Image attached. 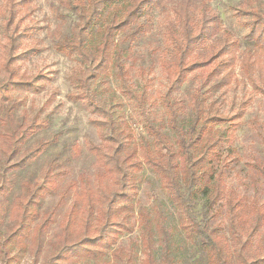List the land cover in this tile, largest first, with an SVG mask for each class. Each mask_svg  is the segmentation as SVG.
Returning a JSON list of instances; mask_svg holds the SVG:
<instances>
[{"label":"trees","instance_id":"1","mask_svg":"<svg viewBox=\"0 0 264 264\" xmlns=\"http://www.w3.org/2000/svg\"><path fill=\"white\" fill-rule=\"evenodd\" d=\"M73 13L77 21L70 35L57 41L55 49L81 60L82 68L70 75L73 87L69 99L78 103L91 116L97 128L98 144L89 145L95 158L93 180L79 174L60 192L66 168L79 148L71 146V154L60 162L46 165L41 180L24 181L21 193L8 198L12 183L7 175L26 169L49 146L57 141V131L46 141L24 149L27 141L44 127V122L32 120L16 124L15 93L37 94L49 78L41 73L28 75L20 71L19 62L30 58L34 47L22 42L28 28L21 26L18 0H4L3 38L0 45V264L18 262L20 253H29L37 260L43 237L55 221L56 207L43 212L46 197L58 196L59 201L71 194L72 201L59 223V235L52 243L46 264H98L109 255L113 262L134 264V250L140 242L144 256L142 264H180L181 258L157 215L156 231L151 217L138 209L141 233L129 240V248L114 249L120 235L135 229L131 218L139 184V173L149 168L160 179L167 200L174 209L178 229L197 258L192 264H264V234H257L262 221L257 212L247 229L242 226L243 200L224 186L221 159L222 147L235 128L236 115L228 116L208 109L205 94L195 90L190 95V116L187 122L178 117L179 107L171 94L183 85L188 74L207 69V79L220 78L226 83L233 74L238 42L227 39L213 41L222 30L218 16L209 8L210 0H55ZM170 4L163 35L170 48L161 66L168 76L163 105L167 109V127L172 136L162 131L145 110V91L133 88L123 62V51L116 42L118 34L135 29L130 37L142 30L139 20L149 8L161 9ZM249 16L245 42L248 57L240 61L247 74L254 64L264 61V13L246 11ZM114 72L121 97L137 109L145 135L135 137L124 120L120 106L99 102L94 85ZM223 166L221 167L220 165ZM65 167V168H64ZM264 178V166L255 164ZM224 205L227 235L210 222L217 218ZM258 211V210H257ZM6 216L12 222L6 232L2 225ZM156 218V217H155ZM154 221V220H153ZM264 221V218H263Z\"/></svg>","mask_w":264,"mask_h":264},{"label":"rangeland","instance_id":"2","mask_svg":"<svg viewBox=\"0 0 264 264\" xmlns=\"http://www.w3.org/2000/svg\"><path fill=\"white\" fill-rule=\"evenodd\" d=\"M18 2L21 10L18 21L21 26L28 28L22 44L24 47L37 49L30 58L19 62L20 71L28 75L41 72L49 79L43 82V88L37 94H13L17 103L14 119L16 124L21 125H26L34 119L37 122H44V127L27 141L24 149L48 140L57 131H60V134L56 143L49 146L26 169L11 176L10 173L7 174L12 183L9 204L14 196L21 193L22 182L41 180L46 165L64 160L71 154L70 147L73 145L79 148V154L67 163L68 174L61 180L60 184L63 187L59 192L68 182L76 180L79 174L89 175L92 181L96 163L88 148L91 144L99 143L97 128L91 123L96 117L69 99V94L73 91L70 75L82 68L81 60L74 55L58 52L54 45L70 35L77 21L76 16L55 0ZM208 5L222 24V30L213 41L224 38L229 42H238L233 74L226 83L220 78L207 79V72L211 67L192 71L183 85L170 97L178 105V117L183 122H187L190 116L189 100L195 90L205 94L208 109L228 116L236 115V125L232 129L231 138L222 147L221 159L225 160L227 165V167L220 165L223 169L222 178L226 190L243 200V228L247 229L253 222L255 214L259 212L262 221L257 234H264V178L254 168L255 164L264 166V61L258 66L254 64L248 76L240 63L242 59L248 57L246 50L249 45L245 42L244 36L247 34V21L250 18L241 13L246 11L264 13V0H210ZM4 16V0H0V45L3 38ZM168 16H171L170 4L161 9L149 8L139 20L141 32L133 38L130 37V33L135 29V26H132L128 31L118 34L116 42L123 51V62L130 85L137 90L145 91L146 112L156 124L162 126V131L171 137L172 132L167 127L168 113L163 105V96L169 80L161 66V60L168 58L170 53V48L163 40ZM2 79L3 74L0 73V80ZM94 91L99 102L112 107H117L118 104L121 107L123 118L130 125L136 138L145 135L137 109L131 101L120 96L113 71L94 85ZM2 115L0 108V117ZM138 178L134 214L131 218L135 229L131 234L120 235L113 248H121L126 252L129 240H137L139 237L141 226L138 209H143L151 217L154 227L157 215L161 212L159 220L176 247L181 258L180 264H192L198 255L183 239L178 229L176 213L167 200L159 177L145 167ZM71 201V194L62 201H59L58 196L46 197L42 211L47 212L56 207V215L54 223L43 237L41 252L35 262L29 253H20L18 262L13 264H46L52 252V243L60 232L59 223L62 215L69 208ZM224 208V205L220 204L221 214L214 218L210 225L218 227L219 232L229 238ZM11 224L6 216L2 225L3 232H6ZM154 230L156 239L154 247H159L160 235L156 227ZM134 252L138 256L134 264H142L144 256L140 251V242H137ZM117 263L121 262L117 260ZM98 264L116 263L107 255Z\"/></svg>","mask_w":264,"mask_h":264}]
</instances>
